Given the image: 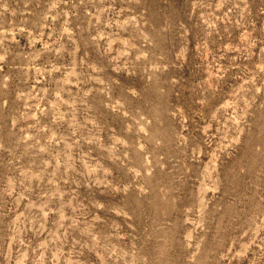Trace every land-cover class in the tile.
Returning <instances> with one entry per match:
<instances>
[{
  "label": "rangeland",
  "instance_id": "1",
  "mask_svg": "<svg viewBox=\"0 0 264 264\" xmlns=\"http://www.w3.org/2000/svg\"><path fill=\"white\" fill-rule=\"evenodd\" d=\"M0 264H264V0H0Z\"/></svg>",
  "mask_w": 264,
  "mask_h": 264
}]
</instances>
